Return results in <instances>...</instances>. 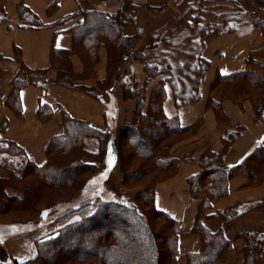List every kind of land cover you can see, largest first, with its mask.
<instances>
[{"label": "trees", "instance_id": "16d2710c", "mask_svg": "<svg viewBox=\"0 0 264 264\" xmlns=\"http://www.w3.org/2000/svg\"><path fill=\"white\" fill-rule=\"evenodd\" d=\"M199 1L198 5L192 4L195 6L189 13L186 12L187 22L196 27L195 33H193L195 36L188 37L191 39L190 42L192 44L195 42L199 48L194 60L188 69H185L184 76H189L188 78L181 77L184 69L171 65L167 56L151 57L152 54L149 53L156 46V37L157 45L161 43L158 38L167 32L168 27L171 26L170 23L162 32L156 31L153 32L152 37L149 36L146 53L133 51L129 40L121 37V27L131 22L139 10L129 0H122L120 8L113 15L91 11L81 13L82 23L71 30L73 44L70 50L59 51L56 58L57 65L55 62L51 63V68L56 71L54 79L46 77L47 70L33 71L23 65L19 66L17 73L11 80L9 97L5 100V105L17 114L20 110L18 92L26 86L45 89L53 85H60L84 89L74 86L73 83L77 78L91 74L97 62L96 51L102 45L106 47L108 53L107 69L109 75L113 74L117 79L120 77V82L123 85V96L134 99L135 111L133 122L125 124L117 136L109 132L98 131L87 123L73 120L63 114L61 119L62 133L49 140L45 150L46 160L40 166L27 160L22 148L16 143L0 139V143L7 144L5 147L0 146V153L11 158L21 155L27 161L25 164L9 163L8 167L5 168L9 177L0 179V211L4 212L8 206L12 207L15 200L19 204L26 202L24 192L16 193L13 197L6 196L8 190L6 183L10 179L21 181L29 172L37 174L41 183L46 187L53 189L70 188L75 177L86 171L96 170L95 162L91 164L81 161L83 157L89 155L83 148L85 139L104 140V157L107 148L110 147L111 154L120 162L122 184L131 183V181L134 182L133 184H139L142 179L147 177V172L150 169L161 174L152 187L147 188L150 191L149 196H151L150 202H147L150 203V206L147 208L160 222L156 235L148 225L141 209L139 213L136 207L97 198L95 201L86 202L72 211L60 215L55 219L57 233H51L35 241L36 257L41 261V264L58 262L62 264L67 261L92 262V264H177L179 224L154 207V188L157 183L177 173L179 161L170 158L169 150L178 142L192 135L195 128L194 126L181 127L176 117L167 118L164 116L162 111V103L165 98L164 85L165 83L169 84L177 107L195 101L199 97L201 79L208 67V62L200 56L203 40L207 36H220L237 31L232 16L240 10V0H234V2L236 1L233 3L234 8L229 11L224 1ZM166 7L148 9V11L159 14ZM16 9L19 13L20 26L41 27L37 18L20 3L17 4ZM5 16L3 0H0V20H4ZM251 26L260 28L264 35V19L262 17H257ZM158 35L160 36L158 37ZM258 53L254 52L252 57ZM72 54L77 55L83 63V75L77 76L72 72L69 62V56ZM252 57H248L246 63L252 62ZM128 62H137L142 65L146 74V82L157 78L159 75H166L167 78L157 81L151 88L148 99H146L145 89L143 87L137 88L130 80L131 76L127 71V73L119 76L120 71ZM211 92L220 98L231 100L247 95L255 107H264L263 85L259 76L253 73L217 75L211 85ZM146 101L147 108L142 114L141 111ZM208 104L207 107L212 109L218 126H224L226 120L219 104L212 100H209ZM39 109L44 110L46 107L41 106ZM38 115L40 116V111ZM4 124L1 122L0 136ZM234 130L235 132L228 133L222 153H205L199 160V173L187 180L190 193L201 192L208 198L199 205L195 222L191 227V232L199 237L200 246L197 252L186 255V264H223L230 250V242L223 237L221 231L209 232L201 225L198 218L209 207L210 199L225 194L226 182L229 178L243 171L248 173L250 183H258L264 178V144L255 145L253 150L239 162L231 165L224 164L223 155L227 152L228 143L232 142L239 135V131L243 129ZM143 138L146 139L144 144L141 143ZM137 144L140 147H137ZM78 148L84 150L77 154ZM124 148H127V150L125 149V160L120 158ZM51 153H57L58 159L50 161L48 157ZM135 160L142 164L139 169L128 172L129 163ZM146 195L148 197L147 193H145ZM13 210H17V208H13L11 211ZM39 211H44V209ZM242 214V211L234 206L209 216V218L216 217L228 224L239 219ZM117 219L120 220L118 226L112 225L103 231V234H100L102 228L97 226L102 224L101 220L116 221ZM155 236L157 240H161L163 243H156ZM240 237L244 240L242 264H257L264 253V236L241 234ZM75 239L77 240L74 241ZM73 241L76 243L73 244Z\"/></svg>", "mask_w": 264, "mask_h": 264}, {"label": "crops", "instance_id": "0c3cea01", "mask_svg": "<svg viewBox=\"0 0 264 264\" xmlns=\"http://www.w3.org/2000/svg\"><path fill=\"white\" fill-rule=\"evenodd\" d=\"M129 1L139 10L131 22L121 27L120 34L129 40L133 51L146 53L150 34L165 21L157 17L151 19L149 14L152 15V12L148 9L167 6L172 0ZM18 3L37 18L40 28L20 26L16 9ZM121 3L122 0H3L6 16L4 20H0V123L4 122L6 129L0 139L16 143L22 148L24 157L35 165L40 166L45 162L49 140L62 133L63 114L114 136H117L125 124L133 122L135 101L123 96L120 77L117 79L113 74L109 75L108 53L102 45L96 51L97 62L91 74L77 78L73 83L84 89L60 85L45 89L26 86L18 92L19 114L5 105L11 91V80L20 65L33 71L47 70L46 77L54 79L56 71L51 68V63L57 62L59 51L70 50L73 44L71 30L82 23L81 13L91 11L113 15ZM261 15L264 19V9ZM263 49L262 31L251 25L242 31L207 36L203 40L200 56L208 62V67L201 79L199 97L177 107L169 84L164 85V116L176 117L181 127L195 128L192 135L169 150L170 158L179 161L177 173L157 183L154 188V207L179 224L177 264H186V255L197 252L200 246L199 237L191 232V227L199 205L208 197L201 192L190 193L187 185L188 178L200 171L199 160L207 152L221 154L228 133L235 132L234 129L237 128L243 130L228 143L227 152L223 155L224 164H235L250 153L255 145L264 144V107H255L247 95L231 100L220 98L211 92V85L217 75L248 72L259 76L264 93V54L252 57L254 52H262ZM248 57H252V62L246 63ZM69 62L75 75H83L84 65L77 55H70ZM126 71L137 88L145 89L146 99L153 85L167 78L166 75H159L146 82L143 67L137 62L126 63L119 76L127 73ZM209 100L219 104L226 120L224 126H218L212 109L207 107ZM41 106L46 109H39ZM146 108L147 101L142 114ZM39 111L41 117L38 115ZM107 170L105 180L113 179V184L119 186L122 173L118 159H114L111 168L107 166ZM109 194L112 200L115 199V193ZM121 199L129 200L126 196ZM234 206L243 214L231 223L225 224L216 217L209 218ZM198 220L211 233L221 231L223 237L230 242V250L223 264H242L244 240L240 235L264 236V178L258 183H250L249 175L244 171L229 178L225 194L210 199L209 207ZM46 221L35 226L27 224L23 232L1 242L0 264H41L36 257L35 241L57 229L54 222L53 225H47ZM257 264H264V253Z\"/></svg>", "mask_w": 264, "mask_h": 264}, {"label": "rangeland", "instance_id": "374dc122", "mask_svg": "<svg viewBox=\"0 0 264 264\" xmlns=\"http://www.w3.org/2000/svg\"><path fill=\"white\" fill-rule=\"evenodd\" d=\"M211 1L226 2L224 4L229 8L228 11L234 8L233 3L236 2H234V0ZM199 2V0H172L171 2H169V4H167V7L165 9H169L164 14H162L164 10L159 14L153 13L152 11V15L151 13L149 14L151 19L157 17L158 19L165 20L163 22V25L155 30L154 33L156 31H158V33L162 32L169 23V25H171L168 27L167 32H165L162 36L158 35V37L160 36L158 40H160L161 43L157 45V37L155 38L156 46L149 52L150 54H152L151 57L157 56L160 58L162 56H167L171 65H174V67H177L179 69H184V72L181 75L182 78L189 77L184 76L186 73L185 69H188L189 65L194 60L196 53L199 52V48L197 47L196 43L194 42L192 44L190 42L191 39L188 37L195 36L193 33H195L196 27L191 26L186 19V12L189 13V11L193 9V6H195L192 4L198 5L197 3ZM260 5L261 8L259 7ZM263 9L264 0H240V10L236 11L237 13L235 12L233 14L234 17L232 16V18H234L233 22H235L236 28L241 31L247 29L252 22H255L257 17L262 16L261 14L263 12ZM152 35L153 32L150 34V37H152ZM260 53L264 54L263 51H260L258 55H260ZM55 65H57V63H55ZM133 84L135 83L133 82ZM5 129L6 126L4 124V133ZM144 142H146V139H141V143L144 144ZM0 146L5 147L7 146V144L0 143ZM83 146V148L86 149L89 155L83 157L81 161H86L91 164L95 162L96 170H89L75 177V180L70 188L53 189L51 187H46L45 185H43V183H41L37 174L29 172L22 178L21 181L10 179L9 182L6 183L8 188L6 196L13 197L16 193L24 192V198L26 202L24 204H19V202L15 200V203H12V207L8 206V210L5 209L4 212L0 211V243L5 239L14 237V235L19 234V232H23L26 227L25 225L27 224L35 226L36 224H39V222H45L46 220H48L46 221L47 225H53L52 222L56 224L55 219L58 218L59 215H62L70 210L72 211L73 209L86 202L95 201L97 198H100L103 201H113L116 203H124L126 205L136 207L139 213L141 209L153 233L155 235L157 234V229L159 228L158 224L160 222L157 221V218L154 217L152 211H149V209L147 208L148 206H150V203L147 202H150L151 197L149 196L150 191L147 188H151L153 183L159 179L161 174L159 172H156V170L154 169H150L149 171L151 172L149 173L148 171L147 177L142 179L139 184H133L134 182L131 181V183L126 184H122L120 182L119 186L114 185L113 179H108V181L105 180L108 171L107 166H109V160L111 159L113 163L114 159H117L111 154L112 150L110 149V147L107 148L106 155L104 157V140L98 141L97 138L85 139L83 142ZM137 147H140V145L137 144ZM125 149L127 150V148H124V152L120 156V158H123V160H125ZM83 150L78 148L76 150V153L80 154V152ZM48 158L50 161L58 159L57 153L49 154ZM26 162L27 161L21 155L14 157L12 156L11 158L6 154L0 153V179L7 178L8 173L6 171L7 169L5 168L8 167L9 163L25 164ZM129 164L130 165L128 167V172L139 169V166L142 163H140V161L138 160H135L134 162H130ZM110 191L115 193V199L113 200L110 196L111 194H109L111 193ZM145 193L148 194V197L147 195L145 196ZM122 196H126L129 200L121 199ZM13 208H17V210L11 211ZM41 209H44V211H39ZM119 222V219H117L116 221L101 220L102 224L97 227L102 228V232H100V234H103V231H106L108 227L112 225L118 226ZM56 233L57 232L55 229L52 234ZM155 238L156 243H163L161 240H157L156 236ZM76 240L77 239H75L74 241ZM74 241L73 244L76 243ZM54 264L61 263L58 262ZM62 264H92V262L82 263L67 261L66 263Z\"/></svg>", "mask_w": 264, "mask_h": 264}, {"label": "snow or ice", "instance_id": "6c2138e0", "mask_svg": "<svg viewBox=\"0 0 264 264\" xmlns=\"http://www.w3.org/2000/svg\"><path fill=\"white\" fill-rule=\"evenodd\" d=\"M58 47H59V45H58ZM111 164H112V161H111V159L109 160V167H111Z\"/></svg>", "mask_w": 264, "mask_h": 264}]
</instances>
